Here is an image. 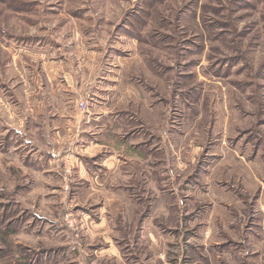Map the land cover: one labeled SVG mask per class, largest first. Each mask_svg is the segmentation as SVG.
<instances>
[{
	"label": "rangeland",
	"instance_id": "374dc122",
	"mask_svg": "<svg viewBox=\"0 0 264 264\" xmlns=\"http://www.w3.org/2000/svg\"><path fill=\"white\" fill-rule=\"evenodd\" d=\"M0 264H264V0H0Z\"/></svg>",
	"mask_w": 264,
	"mask_h": 264
}]
</instances>
